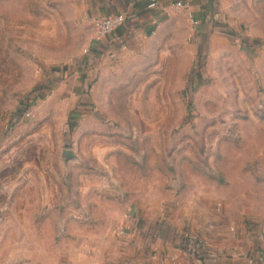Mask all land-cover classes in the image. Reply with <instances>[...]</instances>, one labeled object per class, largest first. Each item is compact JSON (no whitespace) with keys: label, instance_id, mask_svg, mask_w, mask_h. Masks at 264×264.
Listing matches in <instances>:
<instances>
[{"label":"rangeland","instance_id":"obj_1","mask_svg":"<svg viewBox=\"0 0 264 264\" xmlns=\"http://www.w3.org/2000/svg\"><path fill=\"white\" fill-rule=\"evenodd\" d=\"M221 7L207 38L181 15L151 55L108 61L83 94L49 102L58 94L37 95L49 69L73 74L89 47L90 0H0V109L32 99L24 123L51 129L37 135L35 167L0 175L13 193L0 206L54 208V240L116 238L119 248L131 218L145 230L137 239L159 241L165 219L184 240L223 239L234 257L264 262V0Z\"/></svg>","mask_w":264,"mask_h":264},{"label":"crops","instance_id":"obj_2","mask_svg":"<svg viewBox=\"0 0 264 264\" xmlns=\"http://www.w3.org/2000/svg\"><path fill=\"white\" fill-rule=\"evenodd\" d=\"M149 1L90 0L89 19L94 26L103 17L119 14L125 16L124 24L111 36L104 38L98 37L95 27L88 42L89 47L76 65L75 72L73 70L72 74L68 65L52 66L46 76V81L49 82L37 94L38 101L45 98L44 95L56 93L59 96L50 97L49 102H66L62 93L72 90L83 94L90 86V76L101 74L106 69V62L114 61L119 64L120 60L130 61L134 57L151 55L155 43L160 41L161 29L166 25L172 26L181 15L185 16L183 12L173 8L177 1L188 3L198 19L199 23L195 27L197 31L191 33L194 36L207 38L211 30L219 25L222 16V0H158L154 8L148 7ZM32 102V99L25 100L20 111L13 113V108L9 115L4 109H0V175H3L2 172L10 163L11 167H17L19 176L22 165L27 168L36 166L37 160L34 157L37 135L48 134L51 129L49 125H44L38 130H30L28 123H24L29 119L25 115L30 112L29 104ZM53 115L56 114L49 113V116ZM9 178L13 182V176ZM0 182L4 185L2 179ZM4 190L5 187L2 186L0 199L4 200L6 197V200H10L13 193ZM28 195L29 201L35 202V198L30 193ZM44 197L52 200L51 194L45 193ZM54 213V208L36 207L35 203L29 208L0 206V264H245L247 258L234 257L231 254L234 251L228 248V243L223 239L213 243L210 241L208 246L184 240L178 235L182 233L183 227L175 223L170 226L165 219L160 220V230H157L160 233L159 241L137 239V236L140 238L144 235L145 230L142 226L133 224L131 218L126 220V228L130 227L131 235L126 242H119V248L111 245L118 243L116 238L105 242L84 239V235H79L74 240L63 237L54 240L52 233L62 228L58 220L53 223L50 218ZM10 215L12 218H6ZM10 227L14 232L12 239L6 235ZM209 232L205 228L200 233L207 235ZM217 235L222 237L221 232H215L214 236ZM258 261L261 262L260 259Z\"/></svg>","mask_w":264,"mask_h":264},{"label":"built area","instance_id":"obj_3","mask_svg":"<svg viewBox=\"0 0 264 264\" xmlns=\"http://www.w3.org/2000/svg\"><path fill=\"white\" fill-rule=\"evenodd\" d=\"M157 4H158V0H150L148 7L154 8L157 6ZM173 8L179 12H183L193 26L196 27L198 25L199 23L198 19L193 14V12L190 10V6L188 3L184 1H177L173 4ZM125 20L126 18L123 14L107 16V17H103L97 20L95 25H96L98 37L104 38V37L111 36L120 26L124 24ZM25 116L29 117L30 114L26 113ZM245 264H264V262H260L254 257L249 256L246 258Z\"/></svg>","mask_w":264,"mask_h":264},{"label":"water","instance_id":"obj_4","mask_svg":"<svg viewBox=\"0 0 264 264\" xmlns=\"http://www.w3.org/2000/svg\"><path fill=\"white\" fill-rule=\"evenodd\" d=\"M64 156H65V158H66L67 161L75 158V154L71 150L70 151L69 150L68 151H65L64 152Z\"/></svg>","mask_w":264,"mask_h":264},{"label":"trees","instance_id":"obj_5","mask_svg":"<svg viewBox=\"0 0 264 264\" xmlns=\"http://www.w3.org/2000/svg\"><path fill=\"white\" fill-rule=\"evenodd\" d=\"M202 250V249H201Z\"/></svg>","mask_w":264,"mask_h":264}]
</instances>
